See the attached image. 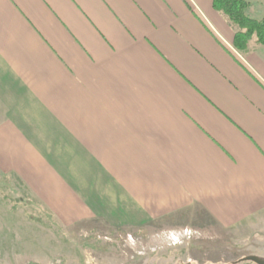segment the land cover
<instances>
[{"label":"crops","instance_id":"0c3cea01","mask_svg":"<svg viewBox=\"0 0 264 264\" xmlns=\"http://www.w3.org/2000/svg\"><path fill=\"white\" fill-rule=\"evenodd\" d=\"M234 36L213 0H0L1 187L178 246L263 213L264 47Z\"/></svg>","mask_w":264,"mask_h":264},{"label":"rangeland","instance_id":"374dc122","mask_svg":"<svg viewBox=\"0 0 264 264\" xmlns=\"http://www.w3.org/2000/svg\"><path fill=\"white\" fill-rule=\"evenodd\" d=\"M249 1L251 16L264 19V0ZM1 184L0 264H236L247 256L264 259V212L227 230L207 225L204 236L178 246L182 242L175 239L106 227L95 234L70 232L22 186Z\"/></svg>","mask_w":264,"mask_h":264},{"label":"trees","instance_id":"16d2710c","mask_svg":"<svg viewBox=\"0 0 264 264\" xmlns=\"http://www.w3.org/2000/svg\"><path fill=\"white\" fill-rule=\"evenodd\" d=\"M213 8L222 14L234 29L233 47L246 55L251 47H264V19L249 15L248 0H213Z\"/></svg>","mask_w":264,"mask_h":264},{"label":"water","instance_id":"95a60500","mask_svg":"<svg viewBox=\"0 0 264 264\" xmlns=\"http://www.w3.org/2000/svg\"><path fill=\"white\" fill-rule=\"evenodd\" d=\"M243 262H252L254 264H264V259H261L257 256H247L245 258H242L239 262H237L236 264H240Z\"/></svg>","mask_w":264,"mask_h":264},{"label":"built area","instance_id":"2783aa9c","mask_svg":"<svg viewBox=\"0 0 264 264\" xmlns=\"http://www.w3.org/2000/svg\"><path fill=\"white\" fill-rule=\"evenodd\" d=\"M229 50H230V52L235 56V57H239V58H242L241 57V54L237 51V50H235L233 47H229Z\"/></svg>","mask_w":264,"mask_h":264}]
</instances>
